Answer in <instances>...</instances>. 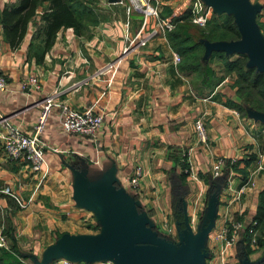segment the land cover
<instances>
[{
	"label": "crops",
	"instance_id": "obj_1",
	"mask_svg": "<svg viewBox=\"0 0 264 264\" xmlns=\"http://www.w3.org/2000/svg\"><path fill=\"white\" fill-rule=\"evenodd\" d=\"M14 3L0 0V10ZM152 5L157 16L144 17L127 0L115 5L97 0L103 19L85 36L60 30L39 60L30 51L37 47L31 39L34 28L29 26L20 44L11 47L0 26V74L7 87L0 92V115L11 126L28 134L49 95L55 104L102 117L92 142L63 133L57 109L51 110L41 135L48 147L43 180L26 163L6 159L0 140V230L6 249L11 247L21 264H114L104 245L116 227L128 228L146 244H153L156 234L174 245L183 242L184 234L194 241L205 229L203 264L264 261V225L260 247L252 238L247 256L236 249L243 230L254 223L257 196L264 190V124L234 110L238 101L231 77L201 87L181 73L172 62L177 54L166 41L167 32L121 55L125 37H144L162 22L174 26L203 18L206 23L222 16L234 21L239 14L250 20L264 44V0H154ZM216 44L205 46L202 62H209L206 53ZM237 54L223 52L229 60ZM118 57L111 77L95 75ZM210 62L215 79L222 77L220 65ZM30 77L38 90L21 89ZM196 120L202 122L205 145L197 141ZM136 167L142 175L138 189L131 191L125 182ZM178 176H184L185 193L175 205L171 195ZM5 188L11 195L2 192ZM175 209L183 213L181 231ZM234 218L242 228L227 245L221 232Z\"/></svg>",
	"mask_w": 264,
	"mask_h": 264
},
{
	"label": "trees",
	"instance_id": "obj_2",
	"mask_svg": "<svg viewBox=\"0 0 264 264\" xmlns=\"http://www.w3.org/2000/svg\"><path fill=\"white\" fill-rule=\"evenodd\" d=\"M96 0H15L13 5H5L0 10V26L4 41L11 47H16L22 41L29 26L33 29L32 40L37 42L35 49L31 48V55L35 60L41 59L55 40L60 30H71L76 37L85 36L88 27L96 26L103 19L96 7ZM167 43L172 51L178 55L180 61L178 70L192 77L201 87H212L229 76L233 80L234 96L237 103L232 107L236 112L248 117L251 114H264V74L248 65L245 54H237L235 58L223 55L221 51H208L209 62L204 63L205 46L210 44L237 41L238 29L230 16L211 18L203 27L189 22H176L173 29L165 34ZM214 59L220 65L222 77L215 79L214 72L208 63ZM173 158V157H172ZM182 169L186 165L182 164ZM173 185L171 199L173 204L181 201L185 193L184 176H178ZM220 179L215 181L218 182ZM173 217L178 224L177 229L183 230V213L177 209ZM238 219L234 218V222ZM251 233L248 229L242 232L241 245L236 249L241 256L249 254L250 239H254L256 246H261L260 236L264 225V190L257 196V207L253 219ZM4 235V232H2ZM6 237V236H4ZM160 240L167 239L157 236ZM6 241V238H5ZM260 261L258 264H264ZM0 264H21L11 251L0 248Z\"/></svg>",
	"mask_w": 264,
	"mask_h": 264
},
{
	"label": "built area",
	"instance_id": "obj_3",
	"mask_svg": "<svg viewBox=\"0 0 264 264\" xmlns=\"http://www.w3.org/2000/svg\"><path fill=\"white\" fill-rule=\"evenodd\" d=\"M130 9L137 13L142 14L144 17H156L158 9L152 5L154 0H127ZM121 3V2H120ZM119 3V4H120ZM128 11V9H126ZM191 23L203 27L205 20L203 18L192 20ZM173 29V25L168 22H162L152 30H150L144 37L135 35L132 38L125 37V47L123 48L121 55L123 56L130 48L143 47L151 38L155 37L157 33L169 32ZM121 58L106 63L102 68L96 71L95 75L114 74L117 65ZM172 62L174 65L179 63V57L173 55ZM110 82V78L107 83ZM32 88L38 90L39 86L35 78H27L21 85V89ZM7 90L6 83L2 75L0 74V92ZM53 108L57 109V123L61 131L65 134L74 135L76 137H82L94 142L97 132L102 122L101 115L92 114L90 110H84L81 112L74 111L67 107L65 104H55L54 96L49 95L43 98L40 105L39 114L36 117L34 124L32 125L28 134L20 133L15 127L11 126L6 117L0 115V140L2 142V151L6 159L13 161H22L27 164L29 170L33 174H37L39 180H43L45 176V170L43 169L44 159L43 153L48 147L41 140L42 131L49 113ZM194 130L197 137V141L201 145L206 144V136L202 122L196 120L194 122ZM264 134V129L262 131ZM221 162L213 164L212 172L213 176L218 174ZM142 175L141 169L136 167L132 175L126 179V186L131 191L138 189L139 179ZM252 183H250V187ZM3 193L11 195L7 188L2 190ZM14 198V197H13ZM254 223H249L248 233H251V227ZM242 228L241 224L229 220L228 224L222 229L221 237L225 240L227 245H232L235 242V232ZM170 231L167 230L166 234ZM254 244V240H251ZM0 248L6 249L5 238L0 231ZM68 264V263H62Z\"/></svg>",
	"mask_w": 264,
	"mask_h": 264
},
{
	"label": "water",
	"instance_id": "obj_4",
	"mask_svg": "<svg viewBox=\"0 0 264 264\" xmlns=\"http://www.w3.org/2000/svg\"><path fill=\"white\" fill-rule=\"evenodd\" d=\"M120 2L121 0H106L108 5ZM234 19H236L234 23L239 32L238 41L217 43L212 49L225 53L233 51L238 54L243 53L248 59V65L264 74V44L258 39L248 18L239 14ZM248 117H254L264 124V114H251ZM110 205L114 207L112 203ZM204 232L205 229H202L194 241L189 240L184 234L183 242L179 245L160 240L154 234L152 235L153 244H146L135 238L128 228L116 227L110 229L104 252L110 255L114 264H203L201 247Z\"/></svg>",
	"mask_w": 264,
	"mask_h": 264
},
{
	"label": "rangeland",
	"instance_id": "obj_5",
	"mask_svg": "<svg viewBox=\"0 0 264 264\" xmlns=\"http://www.w3.org/2000/svg\"><path fill=\"white\" fill-rule=\"evenodd\" d=\"M97 1V0H96ZM1 231V230H0ZM2 233V232H1ZM3 235V234H2ZM4 236V235H3ZM5 238V237H4ZM254 240V239H253ZM5 244H6V241H5Z\"/></svg>",
	"mask_w": 264,
	"mask_h": 264
}]
</instances>
